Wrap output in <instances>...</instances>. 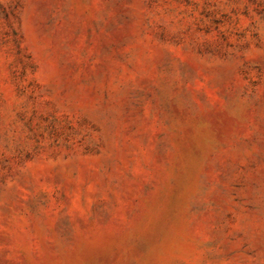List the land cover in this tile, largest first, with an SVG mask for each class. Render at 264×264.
<instances>
[{"label": "rangeland", "instance_id": "1", "mask_svg": "<svg viewBox=\"0 0 264 264\" xmlns=\"http://www.w3.org/2000/svg\"><path fill=\"white\" fill-rule=\"evenodd\" d=\"M0 264H264V0H0Z\"/></svg>", "mask_w": 264, "mask_h": 264}]
</instances>
